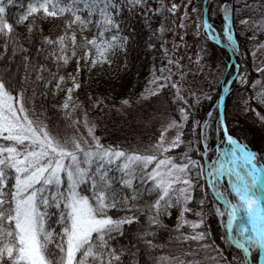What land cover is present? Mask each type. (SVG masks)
Here are the masks:
<instances>
[{"label": "trees", "instance_id": "16d2710c", "mask_svg": "<svg viewBox=\"0 0 264 264\" xmlns=\"http://www.w3.org/2000/svg\"><path fill=\"white\" fill-rule=\"evenodd\" d=\"M161 5L162 0H0V83L58 145L80 143L87 135L100 144L92 159L75 153L81 158L68 166L70 175L23 194L13 162L4 158L0 264H28L19 256V203L33 193L42 253L49 264H67L70 181L92 215L107 220L81 243L73 264H227L213 236L219 204L207 182L202 134L210 115H218L225 90L228 132L264 171V146H252L244 137L256 130L264 135V97L253 88L258 78L253 52L264 42V0H212L210 23L233 38L236 64L200 30L188 72L184 67L172 72L162 32L169 13H162ZM236 65L238 75L230 83ZM69 72L78 88L72 104L65 105L59 86ZM174 122L183 125L181 141L166 156L186 168L192 187L186 203L175 202L174 188L159 186L140 161L124 167L132 157H155L162 132ZM0 148L32 150L27 142L1 138ZM103 151L123 156L107 165L106 175L97 172ZM230 160L222 182L229 185L226 196L237 214L234 236L257 259L248 204L260 213L259 193L235 155Z\"/></svg>", "mask_w": 264, "mask_h": 264}, {"label": "rangeland", "instance_id": "374dc122", "mask_svg": "<svg viewBox=\"0 0 264 264\" xmlns=\"http://www.w3.org/2000/svg\"><path fill=\"white\" fill-rule=\"evenodd\" d=\"M204 1L162 0L160 11L162 13H165V11L169 13V22L167 20L164 21L162 32L172 72L182 67L188 72V60L193 55L195 38L200 30L211 41H215L217 38L214 32L216 30L221 42L222 39L226 42V44L222 42L223 45L229 47L234 46L233 38L230 34L215 28L210 23V15L208 13L210 3L206 5V13L211 27L205 24ZM214 34L216 38H214ZM233 64H236V62ZM253 68L258 75L253 88L255 93L263 98L264 42L260 43L253 52ZM238 69L239 65H236L234 72L230 75V79L238 75ZM246 81L247 78L245 79ZM77 88L78 81L72 72L63 76L59 86V93L65 105L72 104L74 101V92ZM219 112L218 115H210L204 125L202 134L205 149L207 182L210 193L212 196L214 195L219 204L218 206L216 205L214 211L215 217L212 227L213 236L217 245L216 249H219L220 253L226 257L225 261L227 264H264V171L259 166L258 160H256L252 151L243 148L233 138L234 143L238 147L248 151L249 154H241L227 143L223 134L221 114ZM182 129V124L176 122L170 123L159 138L155 157H132L126 161L124 167L129 169L134 166L136 163L135 160L140 161L143 164V168H151L159 186L165 187L166 191L171 187L174 188L175 202L181 200L183 203H186L192 195L191 184L186 178V168L185 166L172 163L166 156L167 151L177 147L180 143ZM253 133L255 135L245 133L244 137L249 140L252 146L263 147L264 135L257 130ZM87 137L82 138V142L80 141V143L69 145L66 142L64 145H58L45 129L41 131L35 127L33 120L24 115L23 110L15 103L12 95L0 83V138L27 142L32 147V150L24 154L15 152L14 150L0 148V169L5 162L4 158L9 157L11 162H13V168L19 178V194H23L38 183H51L55 180H60L64 173L70 175L73 171L68 166L80 161L81 157L76 159L74 156L79 151L84 153V156L91 157L89 159L95 156L97 157L98 153L94 154V152L99 151L100 144L94 139L89 141ZM82 143L85 145L84 147H82ZM75 145L77 146L75 147ZM85 147L88 149L82 150ZM231 154L235 155V158L244 166L259 193L260 213L254 211L248 205L249 217L252 220V223H250L251 230L257 238V241L252 244L253 247L256 245L255 247L258 250L259 256L256 257L257 259H254L250 246L242 244L237 240L233 232V223L237 214L234 210L235 205L226 196L229 185L228 183L224 184L222 182L226 168L231 163ZM54 156H56L55 159L53 158ZM122 157L121 153L108 151L104 154L103 151V154L100 153L99 160L101 163L97 167V172L106 175L107 165L117 163L120 159L123 160ZM246 157L253 159L252 165L259 173L252 171L250 163L246 161ZM69 189L72 226L69 233L67 264H73L74 257L81 243L89 238L93 232L102 228L107 223V220L96 219L92 215V210L88 202L77 195L76 182L70 181ZM238 198L246 201L241 194H238ZM253 222H256L257 225L253 226ZM39 224H41V221H39L35 195L33 193L26 196L19 203L18 228L22 243L19 256L28 264H49L39 245L37 236V227ZM231 245L236 249H231ZM215 264L224 263L220 262Z\"/></svg>", "mask_w": 264, "mask_h": 264}, {"label": "water", "instance_id": "95a60500", "mask_svg": "<svg viewBox=\"0 0 264 264\" xmlns=\"http://www.w3.org/2000/svg\"><path fill=\"white\" fill-rule=\"evenodd\" d=\"M211 1H212V0H205V1H204V10H205L204 16H205V24H206L207 26H210V27H211V25H210V23H209V20H208V17H207V13H206V5H208ZM214 32L216 33V36H217V38H216V40H215L214 42H216L218 45L223 46L224 48L227 49V51H228V53H229V55H230V60H231V61H230V62H231L230 65L233 64V63H235V62H236V59H235V56H234V54H233L232 49H231L229 46H225V45H223L222 42H221V39H220V37H219V35H218V33H217V31L214 30ZM236 76H237V75L234 76V78L230 81V83L236 78ZM224 102H225V90H224L223 93L221 94L220 101H219V111H220V114H221L222 127H223V134H224L225 140L227 141V143H228L229 145H231V147H232L233 149L239 151L241 154H249L248 151H246V150H244V149L238 147V146L234 143L232 137L230 136V134H229V132H228V129H227V126H226V123H225V119H224ZM252 162H253V159H251V161H250V165H251L252 171H253L254 173H259L258 170L255 169V168L253 167ZM263 184H264V180H263Z\"/></svg>", "mask_w": 264, "mask_h": 264}, {"label": "bare ground", "instance_id": "6f19581e", "mask_svg": "<svg viewBox=\"0 0 264 264\" xmlns=\"http://www.w3.org/2000/svg\"><path fill=\"white\" fill-rule=\"evenodd\" d=\"M214 38H216L215 34H214ZM222 42H223L224 44H226L225 40H223V39H222ZM246 161L249 163V161H250V157H246Z\"/></svg>", "mask_w": 264, "mask_h": 264}]
</instances>
